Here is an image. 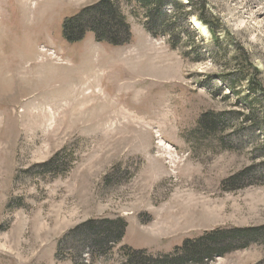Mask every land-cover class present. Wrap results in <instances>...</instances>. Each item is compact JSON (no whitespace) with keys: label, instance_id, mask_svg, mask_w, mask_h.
<instances>
[{"label":"rangeland","instance_id":"rangeland-1","mask_svg":"<svg viewBox=\"0 0 264 264\" xmlns=\"http://www.w3.org/2000/svg\"><path fill=\"white\" fill-rule=\"evenodd\" d=\"M99 1L0 0V264H127L124 246L159 257L205 233L264 228V141L236 120L247 87L216 93L245 59L264 91V0H191L185 12L213 18L215 36L181 14L176 49L145 31L138 5L113 0L127 44L65 41L64 21ZM208 112L232 113L229 129L199 134ZM105 220L126 229L100 250L86 224ZM207 264H264V235Z\"/></svg>","mask_w":264,"mask_h":264},{"label":"trees","instance_id":"trees-1","mask_svg":"<svg viewBox=\"0 0 264 264\" xmlns=\"http://www.w3.org/2000/svg\"><path fill=\"white\" fill-rule=\"evenodd\" d=\"M132 1L144 12V29L152 37H168L167 43L172 49L178 48L182 42L184 35L176 34L178 29L176 26V17L179 18L183 14V18L187 21L190 17H195L200 23L212 29L213 18L203 19L194 14L191 10L185 12L186 6H194L191 0H184L186 3L172 2L173 13L167 16L162 12V6L166 0H127ZM168 1V0H167ZM192 4V5H189ZM211 18V19H210ZM172 22H174L172 24ZM186 41L183 43L188 53H184L187 58L195 52L193 51L194 43H190L189 39L193 35L190 28L185 29ZM168 31H171L168 33ZM86 33H92L97 43L107 44L112 47H120L128 43L130 39V28L121 14L117 4L113 0H100L91 7H88L75 17L65 20L62 27V36L68 43H77L83 39ZM192 40V39H191ZM215 42L218 40L215 38ZM218 54H222L224 58L228 54L226 48L222 45L217 46ZM198 56H200L198 54ZM215 56V55H214ZM198 59V57H197ZM215 60V57H212ZM243 65V63H241ZM244 67L234 68L233 73L218 77L217 82L221 83L222 89H217L216 93L227 91L228 95L224 100L229 99V96L239 98V86L245 84L247 87V95L242 99H238V104L243 107L247 115L238 113L237 121H241L244 126L249 125L252 132H258L259 136L264 141V91L255 80L256 73L249 66L245 59ZM238 70V71H236ZM232 71V70H231ZM249 72L250 75H246ZM255 73L252 75V73ZM251 78H250V77ZM232 113H205L201 115L198 121V132L203 136H215L217 132H225L229 129ZM220 145L224 144L223 139H218ZM54 166H59L58 160H52ZM49 165H44L41 169L48 168ZM53 167V166H51ZM54 168V167H53ZM247 171L240 173L236 177L227 181L239 183L248 179ZM86 232L92 239V243L97 246V249H103L109 242L112 244L119 243L124 237L126 224L123 220L116 221H101V223L88 222L86 224ZM264 235V228L260 229H233V230H216L205 233L195 240H186L183 244L176 248L170 255L152 257L145 252L134 251L128 247H122L127 264H207L215 258H220L226 254L242 250L249 247L251 244L257 243V237Z\"/></svg>","mask_w":264,"mask_h":264},{"label":"bare ground","instance_id":"bare-ground-1","mask_svg":"<svg viewBox=\"0 0 264 264\" xmlns=\"http://www.w3.org/2000/svg\"><path fill=\"white\" fill-rule=\"evenodd\" d=\"M193 23H191L192 28L195 30H197L198 32L204 33L206 32V29L204 26L200 25L197 21H192Z\"/></svg>","mask_w":264,"mask_h":264}]
</instances>
